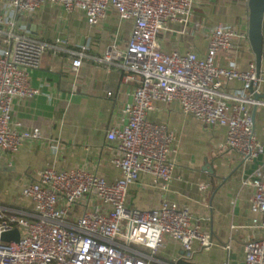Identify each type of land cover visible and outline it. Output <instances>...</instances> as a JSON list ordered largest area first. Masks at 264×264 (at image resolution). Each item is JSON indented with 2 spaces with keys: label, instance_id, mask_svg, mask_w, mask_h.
<instances>
[{
  "label": "built area",
  "instance_id": "built-area-1",
  "mask_svg": "<svg viewBox=\"0 0 264 264\" xmlns=\"http://www.w3.org/2000/svg\"><path fill=\"white\" fill-rule=\"evenodd\" d=\"M198 1L0 0V159L41 139L40 129L18 131L22 125L13 124L12 106L15 99L33 100L40 94L31 86L30 74L41 66L51 46L22 31L18 18L49 3L70 14L82 12L96 26L113 8L119 20L132 22L133 28L125 49L114 43L98 62L121 68L126 72L123 82L137 85L131 102L123 108L126 125L107 134L115 146L112 163L120 178L110 183L82 168H45L38 181L21 192L32 203L33 215L9 213L0 206V264H156L155 256L164 248L166 237L181 245L187 259L196 244L212 245L189 209L169 199L148 211L126 207L129 189L141 174L159 181L164 194L173 180L176 165L170 155L176 151V138L165 124L149 120L156 104L178 103L185 115L200 124L224 128L225 149L238 154L246 166L264 155L253 119V109L264 106L255 97L262 85L256 64L241 71L235 64L221 67L216 63L218 54L228 52L234 40L246 36L216 28L204 58L161 47L159 36L169 24L176 23L186 32ZM75 55L80 59L73 61V67L79 68L85 55ZM233 82H240L242 88L224 92V85ZM242 187L253 190L249 205L256 217L250 228L261 233L259 239L245 243V264H264V166L244 180ZM91 197L102 208L85 210L71 222L70 209ZM14 230L20 233L19 241L4 242L3 236Z\"/></svg>",
  "mask_w": 264,
  "mask_h": 264
},
{
  "label": "crops",
  "instance_id": "crops-1",
  "mask_svg": "<svg viewBox=\"0 0 264 264\" xmlns=\"http://www.w3.org/2000/svg\"><path fill=\"white\" fill-rule=\"evenodd\" d=\"M17 22L22 31L51 46L41 66L30 74V84L40 94L33 100L15 99L12 106L13 124L22 125L18 131L40 129L41 139L0 159V206L9 213L31 216L34 207L21 192L37 182L47 167L86 169L110 183L120 178L112 163L115 146L107 134L126 125L123 108L131 102L137 85L125 84L124 70L98 59L114 43L125 49L133 23L121 22L109 8L104 20L91 26L84 13L70 14L49 3ZM219 27L246 38L234 40L228 52L218 54L216 63L221 67L235 64L241 71L256 64L248 39L249 0H199L186 32L176 23L169 24L159 36L161 47L166 52H194L204 58L210 36ZM77 53L85 56L81 66L74 68L73 61L80 59ZM261 77L260 94L264 96V54ZM241 88L240 82L227 83L224 92ZM253 113L255 133L264 146V106L254 108ZM149 120L165 124L175 134L176 151L170 155L176 165L173 180L164 194L159 181L141 174L129 189L126 207L148 211L169 199L180 208L187 207L193 222L212 242L205 248L196 244L187 259L181 245L166 237L164 248L155 256L156 264H245V243L259 239L261 233L250 228L256 217L249 205L253 190L242 187V182L264 166V155L244 165L238 154L225 149L224 128L200 124L185 115L178 103L156 104ZM101 208L98 200L88 198L70 209L69 220L74 222L85 210Z\"/></svg>",
  "mask_w": 264,
  "mask_h": 264
},
{
  "label": "water",
  "instance_id": "water-1",
  "mask_svg": "<svg viewBox=\"0 0 264 264\" xmlns=\"http://www.w3.org/2000/svg\"><path fill=\"white\" fill-rule=\"evenodd\" d=\"M248 39L252 47V51L256 57L257 73L260 76L263 64L264 54V0H249V33ZM253 92V90H250ZM258 99H263L264 96L257 94ZM255 119V113H253ZM20 233L14 230L3 236L4 242L19 241Z\"/></svg>",
  "mask_w": 264,
  "mask_h": 264
},
{
  "label": "trees",
  "instance_id": "trees-1",
  "mask_svg": "<svg viewBox=\"0 0 264 264\" xmlns=\"http://www.w3.org/2000/svg\"><path fill=\"white\" fill-rule=\"evenodd\" d=\"M179 264H185V263L181 262V263H179ZM186 264H187V263H186Z\"/></svg>",
  "mask_w": 264,
  "mask_h": 264
}]
</instances>
